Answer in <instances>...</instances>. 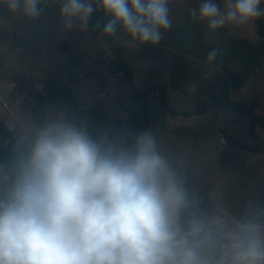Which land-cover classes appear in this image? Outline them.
I'll return each mask as SVG.
<instances>
[{
	"label": "clouds",
	"instance_id": "obj_1",
	"mask_svg": "<svg viewBox=\"0 0 264 264\" xmlns=\"http://www.w3.org/2000/svg\"><path fill=\"white\" fill-rule=\"evenodd\" d=\"M45 0H0L25 19ZM66 28L94 11L158 45L172 27L170 0H59ZM262 0H202L191 17L215 32L264 15ZM220 49L207 53L216 59ZM11 156L0 157V264H264V208L237 220L209 217L184 172L150 129L90 130L66 114L14 118Z\"/></svg>",
	"mask_w": 264,
	"mask_h": 264
},
{
	"label": "rangeland",
	"instance_id": "obj_2",
	"mask_svg": "<svg viewBox=\"0 0 264 264\" xmlns=\"http://www.w3.org/2000/svg\"><path fill=\"white\" fill-rule=\"evenodd\" d=\"M201 2L170 0L172 27ZM217 3L222 5V0ZM260 7L264 9V0ZM41 8L42 14L36 19H25L20 15L0 19V31L8 33L7 39L0 43V95L8 106V110L2 109L4 119L32 118L30 106L12 91L13 77H25L34 83L49 81L72 91L85 108L99 107L109 119L119 120L128 117L144 120L142 102L129 98L133 88L144 90L163 84L165 98L177 114L168 115L155 93L150 92L147 110L150 126L147 129L156 136L161 151L184 172L196 189L201 209L209 217L237 220L249 205L252 206L248 209L250 213L257 206L264 208V153L250 154L226 142L221 134V130H225L233 140L250 146L249 120L232 123L235 111L218 108L207 99L202 116H185L192 109L185 94L168 88V62L175 53L170 40L172 27L155 46H141L128 35L116 36L109 44L102 34L91 36L79 22L72 29L66 28L59 14V0H45ZM257 20L264 21V15L245 25H228L226 28L233 37H246L255 42ZM199 24L208 38L210 32L206 25ZM12 35L22 39L14 41ZM115 50L119 51L121 63L130 69L131 83L110 73L108 78L98 79L102 72L106 75V65L110 67ZM91 83L93 87H90ZM204 84L219 96L221 82H213L210 75H206ZM187 92L190 93L191 88ZM230 96L245 104L256 101L255 113L264 119V62L257 76L232 91ZM52 114L63 113L58 108H46L43 121ZM179 129L185 130L179 135L174 134ZM255 132L264 139V129L260 125L255 127Z\"/></svg>",
	"mask_w": 264,
	"mask_h": 264
},
{
	"label": "trees",
	"instance_id": "obj_3",
	"mask_svg": "<svg viewBox=\"0 0 264 264\" xmlns=\"http://www.w3.org/2000/svg\"><path fill=\"white\" fill-rule=\"evenodd\" d=\"M5 8L0 7V19H8L12 16ZM102 10L94 11L87 21L85 29L91 36L102 34L109 44L114 42L116 36L127 35L122 30L115 35H106L102 28H97V22L101 24L107 21ZM105 21V22H104ZM257 40L250 41L246 37H233L226 27L210 32L206 38L203 28L194 21L189 13H185L178 25L172 27L170 32L171 47L175 53L168 62L167 86L174 92L184 93L191 111L185 116H202L206 111L205 99L218 108H226L236 112L231 121L236 123L242 119H248L247 135L252 145L243 146L233 140L225 130H221L222 138L234 146L242 148L253 155L264 153V139H260L255 132V127L260 125L264 129V119L255 113L256 101L241 103L231 98L232 91L240 89L252 78L257 76L262 62H264V21L255 23ZM8 33L0 31V43L6 40ZM12 40H21L17 35L11 36ZM213 48L220 49V53L212 62H208L207 53ZM110 74L126 78L131 83V72L123 65L119 58V51H114V59L108 67ZM210 75L211 81L221 82L222 87L217 96L211 87L204 84V77ZM13 93L22 97L27 106H30L32 119L42 122L46 108H58L68 118H74L84 123L90 130L127 131L130 135L146 130L150 123L148 117V97L154 92L168 115L177 114L171 109L165 98L163 84L154 85L144 90L132 89L130 99H139L144 108V120L128 117L125 120L109 119L98 107L85 108L76 95L65 88L58 87L49 81H37L34 83L25 77H13ZM117 83H119L117 79ZM191 88V92L187 90ZM185 129H179L174 134L179 135ZM12 132L3 124L0 118V157L5 159L11 156L12 143L4 146L2 140L9 137Z\"/></svg>",
	"mask_w": 264,
	"mask_h": 264
},
{
	"label": "built area",
	"instance_id": "obj_4",
	"mask_svg": "<svg viewBox=\"0 0 264 264\" xmlns=\"http://www.w3.org/2000/svg\"><path fill=\"white\" fill-rule=\"evenodd\" d=\"M2 109L4 110H8V106L6 104V102L2 99L1 95H0V118H2V122L3 124L9 129L8 125L9 123L11 122L9 119H4L1 115H2ZM12 138H13V133L9 136V137H5L3 140H2V144L4 146H7L9 144L12 143Z\"/></svg>",
	"mask_w": 264,
	"mask_h": 264
},
{
	"label": "crops",
	"instance_id": "obj_5",
	"mask_svg": "<svg viewBox=\"0 0 264 264\" xmlns=\"http://www.w3.org/2000/svg\"><path fill=\"white\" fill-rule=\"evenodd\" d=\"M97 71L99 72V69H97ZM105 72H106V75L102 72L101 73V71H100V73H101V75H102V77L101 78H98V77H100V76H97V78L99 79V80H101L103 77H105V78H108V74H109V70H108V66L106 65V68H105ZM93 75V74H92ZM90 76V77H92V78H94V79H92V80H94L93 81V83L94 84H96V80H95V77L94 76ZM105 78H103L102 80H104ZM100 82V81H99ZM90 87H93V84L91 83L90 84ZM156 95V94H155ZM136 100V99H135ZM149 100V99H148ZM141 101V100H140ZM159 101V100H158ZM142 102V101H141ZM159 104H160V102H159ZM143 105V104H142ZM160 106H161V104H160ZM162 107V106H161ZM99 108V107H98ZM100 109V108H99ZM101 110V109H100ZM102 111V110H101ZM126 119V118H125ZM125 119H123V120H125Z\"/></svg>",
	"mask_w": 264,
	"mask_h": 264
}]
</instances>
